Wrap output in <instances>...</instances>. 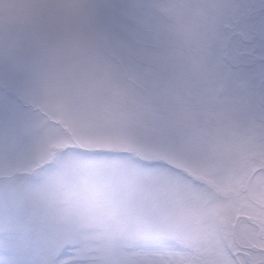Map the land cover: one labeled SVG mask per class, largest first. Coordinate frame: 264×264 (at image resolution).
Here are the masks:
<instances>
[{"label":"snow or ice","instance_id":"6c2138e0","mask_svg":"<svg viewBox=\"0 0 264 264\" xmlns=\"http://www.w3.org/2000/svg\"><path fill=\"white\" fill-rule=\"evenodd\" d=\"M0 264H264V0H0Z\"/></svg>","mask_w":264,"mask_h":264}]
</instances>
